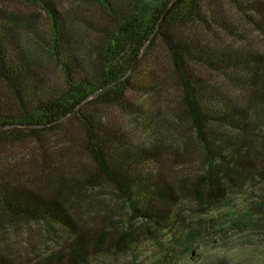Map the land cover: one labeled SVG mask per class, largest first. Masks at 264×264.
<instances>
[{"label": "trees", "instance_id": "trees-1", "mask_svg": "<svg viewBox=\"0 0 264 264\" xmlns=\"http://www.w3.org/2000/svg\"><path fill=\"white\" fill-rule=\"evenodd\" d=\"M10 1L26 14L8 9ZM160 84L179 94L148 115L139 100ZM164 108L177 116L176 147ZM114 114L147 121L149 142L115 129ZM80 151L86 166L76 161ZM195 155L197 174L163 173ZM104 184L150 235L184 233L182 200L205 211L264 190V0H0V221L70 238L37 259L0 246V264H89L105 243L132 247L129 224L114 237L104 215L90 222L66 205L81 188ZM255 209L264 219V191ZM180 243L168 254L190 258L192 246Z\"/></svg>", "mask_w": 264, "mask_h": 264}, {"label": "rangeland", "instance_id": "rangeland-1", "mask_svg": "<svg viewBox=\"0 0 264 264\" xmlns=\"http://www.w3.org/2000/svg\"><path fill=\"white\" fill-rule=\"evenodd\" d=\"M5 6L15 13L24 15L26 14L24 12H27L23 11V7L11 1ZM160 47L163 48L158 42V51H161ZM215 79H217L215 82L220 83V78L215 77ZM170 85L160 84V90L155 91L156 96L153 94L151 98L145 97L139 100V105L144 107L148 115L154 105L167 107L166 102L174 103L179 91L174 84ZM132 99L136 100L134 97ZM167 110L169 109L164 108L161 121L169 123L172 127L176 124L177 116L173 113L174 109L169 110L168 113ZM113 116V119H118V122H114L115 129L127 135L135 144L141 146L149 142L148 137L151 133L147 130V121L140 122L139 118L133 115L114 114ZM114 124L111 125L114 126ZM180 124L184 127L186 121H180ZM74 126L76 129H81L80 126ZM139 127H141V131H139ZM143 127L145 128L143 129ZM69 128V124L68 127L64 126L63 128L65 137H62L64 140L62 147L65 150L70 143ZM167 130L175 136L173 127L172 129L167 128ZM186 136L190 138V136ZM181 138V135H176L175 138L168 141L173 147H176L177 143L181 144ZM80 152L81 155L76 161L81 167L86 166L90 161L89 154ZM193 158L191 163L189 159L176 160L177 162L171 163L163 173L170 178L177 176L179 171L183 174L184 170L189 174H192L193 171H195L194 174H197V171L201 169V158L199 159L198 155ZM263 191L262 186L252 187L245 195L231 196L227 201L213 206L211 210L205 209V211L188 200H182L176 212L184 221V226H181L184 233L176 231L175 235L171 234L169 230L158 229L153 230L155 232L153 235L147 233L142 228L140 221L131 219L126 205L120 201L114 188L108 184L81 188L77 197L74 194L67 197L66 205L73 214L80 215L83 220L89 219L90 222L96 220L97 216L104 215L105 221L101 224L104 226L103 228H115V232L109 233L114 237L118 235V232H121V227L129 224V230L136 238V243L126 249H117L110 242L105 243L103 247H100L98 255L90 257L89 264H205V262L216 259H226L231 264H264V219L255 209L263 197ZM88 197L90 198L88 199ZM1 219L3 221H0L2 222L0 224V246L7 252L10 250L11 254L16 252L18 255L27 256L31 251L32 254H29L28 259H37L39 256L46 257L58 250L60 244L70 239L68 234L61 232L49 235L43 225L25 224L16 220L10 222L7 217H1ZM238 220L241 223L238 224ZM112 236L108 238V241L113 238ZM175 237L179 238V244H176L178 242L173 243L172 238ZM112 242L115 241L112 240ZM180 242H183V245L192 246L190 258H180L178 254L176 256H172V253L168 254L169 248L181 250L182 243Z\"/></svg>", "mask_w": 264, "mask_h": 264}]
</instances>
